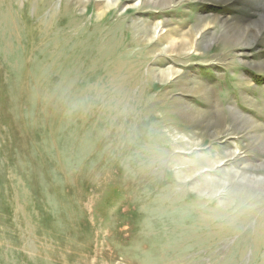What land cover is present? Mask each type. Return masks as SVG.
Returning <instances> with one entry per match:
<instances>
[{"label": "rangeland", "instance_id": "1", "mask_svg": "<svg viewBox=\"0 0 264 264\" xmlns=\"http://www.w3.org/2000/svg\"><path fill=\"white\" fill-rule=\"evenodd\" d=\"M263 10L0 0V264H264Z\"/></svg>", "mask_w": 264, "mask_h": 264}, {"label": "clouds", "instance_id": "2", "mask_svg": "<svg viewBox=\"0 0 264 264\" xmlns=\"http://www.w3.org/2000/svg\"><path fill=\"white\" fill-rule=\"evenodd\" d=\"M264 183V177L232 172L224 176H209L203 185V194L209 201H217L222 212H236L244 207L248 189Z\"/></svg>", "mask_w": 264, "mask_h": 264}, {"label": "bare ground", "instance_id": "3", "mask_svg": "<svg viewBox=\"0 0 264 264\" xmlns=\"http://www.w3.org/2000/svg\"><path fill=\"white\" fill-rule=\"evenodd\" d=\"M102 1V0H101ZM104 1H107L108 2V0H104ZM48 2H50V1H48ZM47 2V3H48ZM100 2V1H99ZM74 3V2H73ZM110 3V2H109ZM65 4V3H64ZM67 5V4H66ZM69 5H71V4H69ZM257 5V4H256ZM46 6V5H45ZM67 7V6H66ZM69 7V6H68ZM70 8V7H69ZM72 8V7H71ZM68 9V8H67ZM263 12H264V10H263ZM257 25L259 26V25H261V26H263L264 25V14L261 16V21H258L257 22ZM264 28V27H263ZM132 32V31H131ZM130 32V33H131Z\"/></svg>", "mask_w": 264, "mask_h": 264}]
</instances>
